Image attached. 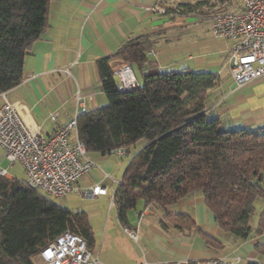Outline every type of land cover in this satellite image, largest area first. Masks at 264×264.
<instances>
[{"label":"trees","instance_id":"16d2710c","mask_svg":"<svg viewBox=\"0 0 264 264\" xmlns=\"http://www.w3.org/2000/svg\"><path fill=\"white\" fill-rule=\"evenodd\" d=\"M49 2L0 0V94L23 80L28 49L47 26ZM206 4L180 2L165 15L195 13ZM153 44L149 36H140L115 54L132 66L148 67L143 83L133 90L121 92L110 58L99 60L108 103L77 118L78 139L88 153L123 149L129 154L143 142L113 198L119 221L126 225L128 212L143 200L148 210L163 209V220L174 228L199 231L189 215L169 213L167 207L200 195L225 237L264 235V129L226 128L224 118L211 112L218 74L162 72L148 56ZM257 206L262 210L253 230ZM87 223L84 214H74L39 190L0 175V264H35L36 256L68 230L83 236L92 249L94 237ZM204 238L209 248L223 249L221 240L207 234ZM255 248L264 259V244Z\"/></svg>","mask_w":264,"mask_h":264},{"label":"crops","instance_id":"0c3cea01","mask_svg":"<svg viewBox=\"0 0 264 264\" xmlns=\"http://www.w3.org/2000/svg\"><path fill=\"white\" fill-rule=\"evenodd\" d=\"M160 1L169 8L168 3L174 0L168 3ZM217 1L232 11L242 10V3L239 5L234 0V4L232 0ZM158 2L50 0L47 26L26 54L23 80L15 88L0 94V108L6 100L18 103L30 125L39 127L46 137L52 136L84 112L108 102L101 88L98 61L110 58L109 65L114 71L125 63L123 58L115 56L120 47L133 38L149 36L154 44L148 56L160 71L188 69L218 74L220 83L211 93V112L224 118L226 128L264 129V77L237 86L230 76L228 61L234 42L214 37L210 31L211 24L201 23L195 16L196 12L165 15L154 11L153 7ZM187 2L193 3L190 0ZM133 69L141 85L144 70L148 67L133 65ZM116 81L118 83L117 78ZM55 114L58 116L52 120ZM70 139H78L77 131L71 134ZM133 155L132 151L124 156L88 153L94 167L75 184L74 190L101 186L106 189L104 195L112 193L113 201L118 182L122 180ZM172 205L179 213L189 215L199 231H181L171 225L164 228L158 220L159 226L154 223L148 225L144 228L145 232L140 226L134 227L132 232L138 233L135 240L124 228L133 241L138 243L145 234L153 244L152 249H148L147 245H137L138 259L132 264L195 261L209 257H222L229 264H264L263 257L255 248L264 244V235L253 233L245 240L225 237L200 195L178 200ZM137 215L142 220L155 214L146 209ZM258 225L259 218H254L251 221L253 230ZM205 234L221 240L223 249L209 248Z\"/></svg>","mask_w":264,"mask_h":264},{"label":"built area","instance_id":"2783aa9c","mask_svg":"<svg viewBox=\"0 0 264 264\" xmlns=\"http://www.w3.org/2000/svg\"><path fill=\"white\" fill-rule=\"evenodd\" d=\"M239 12L223 10L211 21V34L216 38L234 42L229 56L230 76L237 86L264 77V0H241ZM154 11L166 13L167 8L158 3ZM121 92L139 87L133 66L124 63L114 70ZM57 114L51 119L56 120ZM77 118L62 126L55 134L46 137L39 127L30 125L18 103L5 101L0 108V147L9 165L21 163L27 173L26 185L49 196L65 198L75 189V184L89 172L94 163L79 139L71 141L77 131ZM109 154L124 156L123 149ZM0 175L10 178L8 169ZM11 179V178H10ZM121 181L118 182V184ZM106 194V189L95 186L85 189L82 195L96 198ZM113 204V201H112ZM142 214H140L141 216ZM135 240L137 232L126 228ZM35 264H103L89 248L83 236L66 231L45 247L35 258ZM140 264H229L222 257H209L195 261L144 262Z\"/></svg>","mask_w":264,"mask_h":264},{"label":"rangeland","instance_id":"374dc122","mask_svg":"<svg viewBox=\"0 0 264 264\" xmlns=\"http://www.w3.org/2000/svg\"><path fill=\"white\" fill-rule=\"evenodd\" d=\"M169 1L170 0H166L167 3ZM187 1L189 0H174V3H168L170 5L169 8H175L178 4L177 2L187 3ZM190 1L193 3L194 1L196 2V0ZM205 1L208 4L203 6L205 8L200 7L198 12L195 13V16L200 20L201 23L207 22V25H210L212 18L217 12L227 10L228 8L225 4L219 3L217 0ZM234 1L239 5L241 4V0ZM235 2H233L232 0L233 4ZM163 4L165 5L166 3L164 2ZM228 11L232 10L228 9ZM135 70L137 71L138 69L135 68ZM142 145V141L137 143L135 147L131 148L132 153H135L136 150L141 148ZM4 168L8 169V174L10 177L16 179L20 183H26L27 173L21 163H15L14 165L10 166L8 161L5 159L4 151L0 147V170ZM107 182L111 183L110 180H108ZM83 191L81 189H77L76 191L74 190L70 192L65 198H56L54 196H49L40 190L39 193L48 197L53 202L57 203L58 205L74 214L82 213L85 215L88 222L87 224L90 227L94 237V243L91 250L95 253L96 256L101 259V262L103 264H132L133 262H135V260L138 259V253L136 251L137 245H147L148 249H152L153 244L151 243V241H149L148 238H146L147 236L145 234L141 236L140 241L137 243L128 236L124 228H127L130 231H134V227L140 226V228H143L142 232H145L144 228L146 226L148 227V225L154 223L159 226L158 220L160 221V225L162 227L163 225L161 222L163 221L167 226L170 225L169 222L163 220L164 210L161 208H157L156 206L149 207V210L153 211L155 215H151L148 217L145 216L141 220L137 214L146 210V205L143 200H139L136 207L128 212V222L126 225H123L118 219L117 209L114 205V201L112 204L113 195L111 192L108 195L89 198L82 195ZM167 208V211L169 213L180 212L176 208H174L173 205H170ZM261 210L262 208L260 206H257L256 213L252 217L251 221L254 218L260 219ZM140 232L141 231H139V233ZM147 232L149 233V231ZM139 235H141V233Z\"/></svg>","mask_w":264,"mask_h":264}]
</instances>
